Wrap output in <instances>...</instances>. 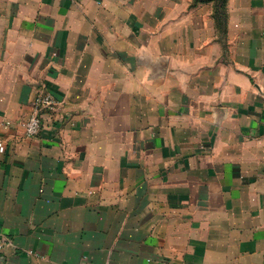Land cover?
Listing matches in <instances>:
<instances>
[{"label":"crops","instance_id":"0c3cea01","mask_svg":"<svg viewBox=\"0 0 264 264\" xmlns=\"http://www.w3.org/2000/svg\"><path fill=\"white\" fill-rule=\"evenodd\" d=\"M0 240V264H264V0H0Z\"/></svg>","mask_w":264,"mask_h":264},{"label":"built area","instance_id":"2783aa9c","mask_svg":"<svg viewBox=\"0 0 264 264\" xmlns=\"http://www.w3.org/2000/svg\"><path fill=\"white\" fill-rule=\"evenodd\" d=\"M56 100L51 93L39 94L33 103L32 113L26 122V132L29 136L37 135L43 124V115L47 110L54 109ZM2 242L0 240V249Z\"/></svg>","mask_w":264,"mask_h":264},{"label":"trees","instance_id":"16d2710c","mask_svg":"<svg viewBox=\"0 0 264 264\" xmlns=\"http://www.w3.org/2000/svg\"><path fill=\"white\" fill-rule=\"evenodd\" d=\"M219 7H224L227 0H215Z\"/></svg>","mask_w":264,"mask_h":264}]
</instances>
